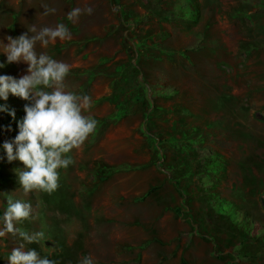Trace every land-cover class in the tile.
Returning <instances> with one entry per match:
<instances>
[{
    "label": "rangeland",
    "instance_id": "1",
    "mask_svg": "<svg viewBox=\"0 0 264 264\" xmlns=\"http://www.w3.org/2000/svg\"><path fill=\"white\" fill-rule=\"evenodd\" d=\"M58 23L71 39L35 49L70 66L65 89L91 97L97 128L51 194L0 163V216L29 202L17 227L45 233L0 238V264L21 243L56 264H264V0H0V61L6 36ZM6 103L23 118L27 101ZM9 124L0 144L18 132L0 113Z\"/></svg>",
    "mask_w": 264,
    "mask_h": 264
},
{
    "label": "clouds",
    "instance_id": "2",
    "mask_svg": "<svg viewBox=\"0 0 264 264\" xmlns=\"http://www.w3.org/2000/svg\"><path fill=\"white\" fill-rule=\"evenodd\" d=\"M43 15L54 14L56 9L42 4ZM92 7L73 8L68 20L76 22L82 14L91 15ZM33 33V35H29ZM7 40V43L4 40ZM57 39H71V32L64 23L55 27L35 26L23 34L6 36L3 40V56L0 69L16 63L24 64V73L19 76L0 74V113H6L16 122L17 134L0 144L3 149L0 163L22 162L23 171H17L18 183L25 193L39 190L51 194L59 187V169H67L74 163L68 154L79 149L97 128V120L85 115L92 106L89 95L67 91L64 81L70 66L46 53H37L35 46L40 42L47 48ZM10 96L27 101L25 115L16 120V110L6 103ZM5 132L12 131L11 124L0 126ZM34 218L31 203L19 199H8L7 207L0 216V238L11 234L27 244L45 239L43 231L29 233L17 227L24 220ZM25 243L14 247L7 257L8 264H56L47 256L42 257L36 249L25 250ZM78 264H95L91 256H84Z\"/></svg>",
    "mask_w": 264,
    "mask_h": 264
},
{
    "label": "trees",
    "instance_id": "3",
    "mask_svg": "<svg viewBox=\"0 0 264 264\" xmlns=\"http://www.w3.org/2000/svg\"><path fill=\"white\" fill-rule=\"evenodd\" d=\"M177 211H178V212H181V210H180V209H178ZM183 264H186V262H185L184 260H183Z\"/></svg>",
    "mask_w": 264,
    "mask_h": 264
},
{
    "label": "crops",
    "instance_id": "4",
    "mask_svg": "<svg viewBox=\"0 0 264 264\" xmlns=\"http://www.w3.org/2000/svg\"><path fill=\"white\" fill-rule=\"evenodd\" d=\"M148 193V192H147Z\"/></svg>",
    "mask_w": 264,
    "mask_h": 264
}]
</instances>
